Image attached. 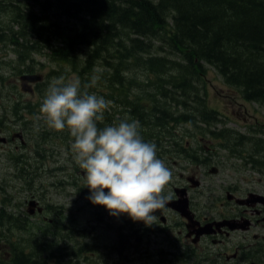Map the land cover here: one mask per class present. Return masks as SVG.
Wrapping results in <instances>:
<instances>
[{
  "label": "trees",
  "instance_id": "16d2710c",
  "mask_svg": "<svg viewBox=\"0 0 264 264\" xmlns=\"http://www.w3.org/2000/svg\"><path fill=\"white\" fill-rule=\"evenodd\" d=\"M49 2L50 0L0 1V44L11 47L10 51L16 55L17 74L33 71L32 56L42 51L58 65L73 67L81 77L84 73L96 72L95 62L103 59V67L112 71L109 75H106L105 70L101 71L98 76H108L110 85L113 82L116 84L109 90L112 93L115 91L118 93L113 95L117 98L112 112L106 113L104 118L97 122L99 128L117 124L125 119L142 120V116L137 115L144 113L143 118L146 116L145 108L140 101L142 97H147L148 104L156 103L151 105L150 111L164 112L167 122L171 118L168 111L163 110V107L168 110V101L158 103L154 94L139 87L137 77L132 75L126 77L123 74V70L128 67L125 62L128 58L134 59L137 64L145 65L147 70L157 76L158 81L163 82V76H168L166 82L172 83L173 88H182L186 94L195 92L194 84L201 79L199 72L204 70V67H201L204 61L212 65L227 84L240 88L246 100L264 104V0H54L52 4L55 5V14L58 17H77L79 13H84L79 22L75 23L74 28L54 19V14H50L49 8L46 7L50 5ZM36 5H41L42 8L37 9ZM169 12L174 14L170 15ZM4 17L8 19L5 20ZM169 17L173 19L171 26L168 22ZM124 32H129L128 36H123ZM140 36L149 38L151 41L158 38L165 47L170 48L169 53L180 56L182 62L166 55H158L155 52L161 51V46L158 45V48L152 51V45L148 43L142 46L146 54L145 58L137 57L135 52L142 43L139 40ZM80 46L88 48L84 54L83 64L78 66L81 60L76 59V52ZM114 49L115 53H112ZM105 52L109 55V59L104 56ZM113 55L115 58L112 57ZM2 68L0 62V70ZM5 78L0 72L1 99L4 98L1 93L4 87L11 86ZM83 78L84 83H88V78ZM162 86V83H158L156 88L161 89ZM47 87V82L38 83L40 98H44ZM12 88L15 89L14 84ZM86 89L88 88H82V90ZM168 91L171 90L166 89L167 95ZM13 100L11 107L8 105V109L4 108V112L8 110L12 116H15V120L23 122L24 128L26 126L28 128L29 122L37 115L36 112L40 111L41 102L23 100L19 92ZM186 101V98L184 101L176 100L178 103ZM3 114L0 116V122H3ZM217 116L219 113L215 109L202 113L199 122L206 128L202 125L196 126L203 128L202 133H204L213 123L212 119L218 120ZM179 117L182 120H190L185 115ZM160 118V115H155L157 123H161ZM16 124L19 123L16 122ZM35 126L39 133L36 134V144L56 136L50 133L51 137H48L49 132L40 127V123L36 122ZM152 130L154 134H158L155 133L158 130L155 126ZM223 134L227 133L221 131L216 132L215 135L224 137ZM60 135L65 137L64 134ZM142 137L145 142L155 143L159 158L167 154L160 146L161 141L158 144V138L143 135ZM234 137L229 140L236 143V147L251 142L243 140V136L239 134ZM253 143L255 146L259 144L256 141ZM239 154L246 158L244 152ZM25 155L22 153L21 158L15 156L17 163H20ZM252 156L255 155L248 152L251 164L255 168L263 165L264 171L262 158L257 157L260 161ZM23 169V165L18 167V176L23 175ZM7 206L2 201L0 205V264H51L49 258L40 257L50 249L44 242H40L42 237H39V233L42 232L44 235L49 232V227L44 222V225H36L38 233L32 228L29 230L27 225L29 218L20 217L15 212L8 211ZM48 206L50 209L55 208L53 204ZM54 222L55 219L52 223ZM16 229L20 230L19 234L13 233ZM140 229L139 226L135 229L131 223H127L123 229H119L115 239L105 241L101 238H93L91 241L101 243L102 247L99 248L104 249L111 243L110 247L120 257L119 260H126L128 254L134 250L133 247L139 244ZM36 242L39 243L37 254L30 251L31 245ZM88 250L87 248L84 254ZM69 253L77 257L80 251H69ZM171 262L200 264L192 247L189 252L180 255L179 261ZM113 264L118 263L114 261Z\"/></svg>",
  "mask_w": 264,
  "mask_h": 264
},
{
  "label": "rangeland",
  "instance_id": "374dc122",
  "mask_svg": "<svg viewBox=\"0 0 264 264\" xmlns=\"http://www.w3.org/2000/svg\"><path fill=\"white\" fill-rule=\"evenodd\" d=\"M52 2L54 4V0H50V5H46V7L49 8L50 14H54V19L68 26L74 28L75 23L79 22V19L84 16V13L81 12L77 17H58V15L55 14L56 9ZM35 7L37 9L42 8L41 5H36ZM169 13L170 15L174 14V12ZM4 19L7 20L8 18L4 17ZM168 22L170 26L173 25V19L171 17L168 18ZM128 34L129 32H124L123 36H128ZM66 35L68 36V32ZM139 40L142 43L139 44L135 52L137 57L142 59L145 58L146 54L142 46L148 43L152 45V51L158 48V45L161 46V51L155 52L158 53V55H166L171 59L182 62V58L178 55L175 56L170 54V48L165 47L158 38H154L151 41L149 38L140 36ZM87 48L88 47L80 46L77 49L76 59L81 60L78 66L83 64L84 54ZM112 53H115V49ZM3 55H6V59L1 58ZM104 56L109 59L107 52L104 53ZM112 57L115 58V55ZM0 59L2 61L13 59L12 53L9 52L7 48H2L1 45ZM32 59H34L32 66L34 67L33 72L44 74L47 85H49L54 78L60 76L65 77L66 80H71L73 78L77 79L76 73L72 72L68 65L64 67L60 66L56 62H52L47 55H36V53H34ZM125 62L128 67L123 70V74L126 77L129 75L137 77L140 83L139 87L146 88L154 94L158 103H165L168 101V110L165 107H163V110H165V112L168 111L171 118L180 119V115H185L191 120L180 121L178 123V134L184 135V140L181 142H178L176 137L173 136V131L164 127L162 129L164 135L158 133L162 136L163 142L160 145L161 148L163 147L170 150L176 144L175 148L181 149L177 143L183 145L186 141H189V143L192 141L193 138H190V136H195L197 138L199 135H205L203 143L214 148V150L208 151L203 155L198 152H195V154H199V160L203 161V163L209 164L212 160L215 165L220 168L219 174L210 176L213 185L230 181L242 183L245 182L243 179H248L250 188L254 186V190L258 191L261 189V185H259L258 181L255 185H253L251 181L255 182L256 180H260L259 178L264 176V172L261 171L258 174L257 170L253 169L248 158V152L258 156L263 155L264 104L246 100L242 96L240 88L227 84L219 72L212 65L204 61H202L201 64L204 70L199 72L201 79L194 84L193 90H195L196 93L190 91L191 93L189 94L183 92L182 88H173L172 83L166 82L168 76H163V82L158 81L157 76H155L153 72L147 70L145 65L137 64L132 58L126 59ZM14 63L15 62L12 60L10 65H5L0 70L6 77L5 79L11 82V86L4 87L1 92L4 98L1 99L0 97V116L4 113V108H7L8 105L11 107V103L14 102L11 97L13 84L16 85L17 90L21 91V82L18 79L19 73L17 74V65H14ZM103 63V59L97 60L95 64L97 67L100 66V69H95L99 72L105 70L107 72L106 75H109L112 70L103 67ZM93 76L99 77L98 73L95 75L91 73L83 74V77L88 78L89 81H91ZM107 77L108 76L99 77L95 85L99 84V88H101L102 91L105 90L104 94H109L110 105L114 107V102L117 97L113 95H117V91L112 94L109 88L115 87L116 84L113 82L110 85ZM158 83L163 84L161 89L156 88ZM142 84H144V86ZM108 85L110 86L108 87ZM166 89L171 90L170 92L168 91V95L165 92ZM19 91L15 93V97H17ZM20 93L23 100L33 101L34 103L41 101L37 92L29 94L21 91ZM185 98L187 100L186 102H176V100L184 101ZM146 100L147 97H142L140 99V101L144 102H146ZM189 108L191 110H188ZM198 108L200 110H198ZM212 109H215L219 113V116H217L218 120L212 119L213 123H211V125H216L202 133L203 128L194 126V123L196 124L201 118L202 113H206ZM6 113L7 114H4L6 121H3V125L13 127V130L2 129L4 127L0 124V135L10 137L11 133L21 131L23 135V144L20 143L19 136V139L13 138L10 142L5 144L0 143V205L2 201H4V203L8 205V211H15L16 215H22V211L25 212L27 200L31 195H35V198L41 199L43 205H46L47 208L48 204L56 206L54 209L48 208L45 212L46 216L44 217L36 213L32 216H22L29 218L30 221L27 224L29 226L28 229L30 230L32 228L36 233L39 232L36 225H44L45 222L47 227H49V232H46L44 235L42 232L39 233V237H42L43 240L40 242H44L46 247L50 249L44 252L40 256L41 258H49L51 264H113L114 261L118 264H172L170 260L172 259V255H166L165 253L167 251L170 252V254L176 251L177 253H181L182 247L181 245L168 244L164 241L162 235L151 234L149 237L146 236L144 240L145 244H140L135 252L128 255V260L131 259L130 261L119 260L120 257L117 256L115 252L107 251V249L103 248L104 251L99 250V247L102 246H100L101 243L96 241L98 245L95 248L90 247L91 251L88 250L87 253L84 254L88 248V244L94 242L90 241V237L94 238L97 236L105 241H109L115 239L117 236L116 229H104V223H109L110 225L118 227L125 226L127 223H130V221H133V219L126 213L120 214L119 216H112L104 206L94 205L90 202L88 199L90 191L85 187L84 180L80 176V170L82 169L79 168L73 159L70 147L73 142L72 140L63 142L61 139H47L46 141H40L36 144L37 137H35L33 133H39L34 123L35 120H31L33 124L29 123L30 126L27 130H22L25 124L19 123V126L15 124H13V126L12 123L15 117L12 116L9 111ZM36 116V122L40 123V127L45 125V131H49L51 128L48 127L45 118L40 113ZM171 118L168 120V124L173 121ZM139 124H141V122H139ZM221 131L227 134H223L225 135L224 137L222 135H215L216 132ZM236 134L242 135L244 137L243 140L251 142H246L241 144L240 147H236L235 145L237 144L229 140L230 138H235L234 135ZM226 136H228V138H226ZM253 141L259 144L255 146ZM195 143L196 142H194V144ZM242 152L246 154V158H243V156L239 154ZM22 153L26 155L20 163H17L18 161L15 156L20 157ZM176 156L180 155L170 157L166 154L163 155L162 158L157 156V158L161 159L165 166L169 168L172 174L171 179L173 180L180 178V174L186 175L188 173L186 168L190 167V164L185 163L188 159H186L185 156H180L179 160L181 164L178 162L180 166L175 168L173 160L178 159ZM252 157L257 158L256 156ZM257 159L260 160L259 158ZM20 165L24 166L25 174L18 176V167ZM262 182H264V180H262ZM205 192L207 193L206 190ZM208 194L209 193L205 196H208ZM39 204L42 205L41 202ZM97 211H100L99 214L100 217L103 218L104 223L97 220ZM49 219H52V221L55 219V223H47L46 221ZM135 222L136 221H134V223ZM90 227L91 230L87 231ZM21 232L26 233L24 230H21ZM13 233L19 234L20 230L16 229ZM208 243L209 244H205L202 242L200 246L212 249L211 243ZM38 246V242L34 243L31 245L30 251H34V253L37 254ZM43 247L45 248V246ZM69 251H80V254L76 257L70 254ZM195 252L198 253V257L202 259V253H199L200 248L196 249Z\"/></svg>",
  "mask_w": 264,
  "mask_h": 264
},
{
  "label": "clouds",
  "instance_id": "9594fccd",
  "mask_svg": "<svg viewBox=\"0 0 264 264\" xmlns=\"http://www.w3.org/2000/svg\"><path fill=\"white\" fill-rule=\"evenodd\" d=\"M98 77L82 86L79 79L54 78L40 105L49 128L67 129L73 137L71 152L83 170L88 199L104 206L112 216L128 214L145 225L156 223L157 210L171 199L164 194L171 171L157 158L155 143L145 142L137 120L98 127L110 101L82 88L95 85ZM105 189L108 191L105 192Z\"/></svg>",
  "mask_w": 264,
  "mask_h": 264
},
{
  "label": "flooded vegetation",
  "instance_id": "af4514ba",
  "mask_svg": "<svg viewBox=\"0 0 264 264\" xmlns=\"http://www.w3.org/2000/svg\"><path fill=\"white\" fill-rule=\"evenodd\" d=\"M26 73L37 74L33 71ZM43 78L41 77L39 80L30 82L33 87V92L38 83L42 82ZM152 104L156 103L153 102ZM152 104L142 101L146 116L143 118L144 113L137 114L139 117L142 116V120H138L141 122V135L148 137L154 136L155 139L158 138V144L161 141V145L163 142L162 136L154 134L152 128L155 126L159 130H156L155 133L164 135L162 129L167 127L174 132L173 136L176 137V140L181 142L184 135L178 134V123L183 120L172 119L173 121L168 124L164 118V112H158L157 110H155V112L150 111ZM156 114L161 116V123L156 122ZM207 130H209V128ZM204 136L199 135L197 138L195 136H190V138H193L191 141L193 145L191 142L189 143V141H186V146L190 148V152L193 154L191 155L188 153L186 154L187 156H185V158L188 159L185 163L190 164V167L186 168L188 173L186 175L180 174V178L171 185H168L169 188L164 192L165 195H170L173 199L176 196L174 192L175 186L176 188L184 187L186 189L187 206L191 213V221L188 220V227L185 223V219L182 218L176 210L168 206L159 209L160 211L158 214L155 213V215L158 216L156 223L149 226L145 225L142 221L139 222L142 223V228H144L143 230L145 231L163 228L169 237L176 243H193V247H199L202 242L205 244H209L208 242H210L212 249L204 248V246L201 247L203 251L201 257L212 259L214 264H264V182H262L264 176H261V178H259L260 180H256L255 182L250 180L253 185H255L257 181L259 185H261V189L258 191L254 190V186L250 188L248 179H243L245 182L242 183L230 181L213 185L210 176L219 174L220 168H218L212 160L209 164H205L203 161L199 160V154L194 155V152L203 155L208 151L214 150V148L203 143ZM193 141L196 143L194 144ZM177 144L180 146V143ZM175 145L170 150L162 148L170 157H173L179 155L175 149ZM262 154V156H255L262 158L261 160L264 161V152ZM182 156L184 157L183 154ZM176 157H178V159H174L173 162L175 168H178V166H180L178 162L181 164L179 160L180 156ZM255 170H257L258 174L261 171L264 172L263 165H258ZM80 176L83 179V170H80ZM191 180L195 185L191 184ZM205 190L209 193L208 196H205L207 194ZM29 199L37 202V209L45 208L42 200L36 199L35 195H31ZM40 202L42 205H39ZM99 213L100 211L96 213L98 216L97 220L101 222L103 218L100 217ZM52 219L46 222L52 223ZM205 224H210V226L208 225L209 232L200 235L196 241H193L196 233ZM110 226L109 223H105L103 228L108 229ZM173 229L174 235L171 236L170 233ZM187 232L191 235H188ZM110 244L106 249L107 251L113 252ZM96 246L97 245L92 244L90 247L95 248ZM99 250H103V248H99Z\"/></svg>",
  "mask_w": 264,
  "mask_h": 264
},
{
  "label": "water",
  "instance_id": "95a60500",
  "mask_svg": "<svg viewBox=\"0 0 264 264\" xmlns=\"http://www.w3.org/2000/svg\"><path fill=\"white\" fill-rule=\"evenodd\" d=\"M41 75H37V74H22L19 76V79L21 81L22 84V90L23 91H28V92H32V89L30 87V85L28 84V82H34L36 80L41 79ZM5 137H0V141L4 142ZM192 185H195L192 180H191ZM175 193H176V198L175 199H170L167 204L173 208L174 210L178 211L182 216L186 217L189 221H191V213L189 212V208L187 206V198H186V189L185 188H176L175 189ZM36 205V201L31 200L28 203V212L29 213H33L34 212V206ZM38 211H41V208L38 209ZM188 225V224H187ZM210 224H205L203 225V227L201 229H199V231L196 233V236L202 234V233H207L209 232V226ZM190 234V233H189Z\"/></svg>",
  "mask_w": 264,
  "mask_h": 264
},
{
  "label": "bare ground",
  "instance_id": "6f19581e",
  "mask_svg": "<svg viewBox=\"0 0 264 264\" xmlns=\"http://www.w3.org/2000/svg\"><path fill=\"white\" fill-rule=\"evenodd\" d=\"M15 125H18L19 124H16V122L14 123ZM14 126V125H13ZM10 130H13V127L10 128ZM15 135L19 136L20 137V141L23 143V135H22V132L19 131V132H13ZM229 149V148H228ZM44 176V175H43ZM36 184V183H35ZM25 204V203H24ZM12 212V211H11ZM15 212V211H14ZM23 212V211H22ZM18 213V212H17ZM16 214V213H15ZM55 223V222H54ZM68 224V223H67ZM59 225V224H58ZM97 226V225H96ZM53 228V227H52ZM91 228V227H90ZM73 233V232H72ZM89 233V232H88ZM46 237V236H45ZM82 237V236H81ZM68 246V245H67Z\"/></svg>",
  "mask_w": 264,
  "mask_h": 264
}]
</instances>
